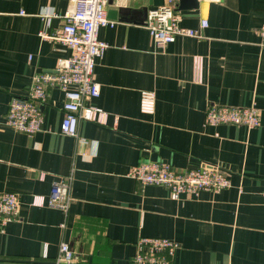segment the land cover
<instances>
[{
	"label": "crops",
	"instance_id": "crops-1",
	"mask_svg": "<svg viewBox=\"0 0 264 264\" xmlns=\"http://www.w3.org/2000/svg\"><path fill=\"white\" fill-rule=\"evenodd\" d=\"M72 1L0 0V195L20 201L19 220L0 235V264H53L62 243L74 264H131L144 237L178 244L171 264H264V0H198L184 9L179 0L183 27L208 26L200 39L163 48L146 24L168 0H111L116 24L99 30L109 47L95 69L101 94L90 103L105 123L81 122L79 139L62 135L65 97L55 88L42 107L43 131L18 133L5 126L12 99L26 98L37 74L71 56L41 34L62 29ZM144 92L154 95L153 113L142 110ZM213 106H255L261 124L206 126ZM147 162L180 173L215 164L232 187L176 201L130 177ZM71 177L68 212L50 207L54 183Z\"/></svg>",
	"mask_w": 264,
	"mask_h": 264
},
{
	"label": "built area",
	"instance_id": "built-area-1",
	"mask_svg": "<svg viewBox=\"0 0 264 264\" xmlns=\"http://www.w3.org/2000/svg\"><path fill=\"white\" fill-rule=\"evenodd\" d=\"M111 0H73L70 10L65 14V24L53 37L42 33L45 40H53L71 51L67 60L59 63L54 73L37 74L29 87L27 97L13 98L5 119V126L28 136L43 131L44 115L42 107L46 104L51 89L63 92L65 112L61 123V134L79 139L81 122L105 123L107 116L101 109L90 105L101 94V85L94 75L97 62L105 55L109 45L100 40L99 30L114 27L116 23L108 17ZM168 0L167 5L152 8L148 13L146 29L159 48L174 43L178 38H202V30L208 23L202 20L199 30L181 25L182 15L176 3ZM217 2L220 0H207ZM23 14V13H21ZM49 17V15H47ZM264 47V27L261 30ZM196 67L201 72L203 59H195ZM155 98L152 93H142L141 107L144 113H153ZM206 126L235 125L250 130L261 124L260 110L255 107H210L205 116ZM130 177L140 187L156 186L170 191L173 200L182 196H195L203 192L220 193L232 187L227 172L215 164L199 163L197 166L180 173L165 163L147 162L135 166ZM72 177L67 181L54 183L51 188L48 205L68 212L71 203ZM37 205H44L40 199ZM20 201L15 193L0 195V235L6 227L19 220ZM178 244L165 238H141L137 243V252L131 264H171ZM75 252L67 243L59 247L57 259L53 264H74Z\"/></svg>",
	"mask_w": 264,
	"mask_h": 264
},
{
	"label": "water",
	"instance_id": "water-1",
	"mask_svg": "<svg viewBox=\"0 0 264 264\" xmlns=\"http://www.w3.org/2000/svg\"><path fill=\"white\" fill-rule=\"evenodd\" d=\"M180 3H179V7L181 8V9H184V8H187L188 6H196L197 8H198V6H199V1L198 0H180L179 1ZM192 3V4H190V5H186V4H188V3ZM178 10V9H177ZM111 13H113V15H116L115 14V12H112L111 11Z\"/></svg>",
	"mask_w": 264,
	"mask_h": 264
}]
</instances>
